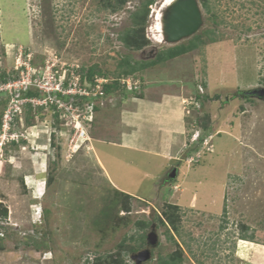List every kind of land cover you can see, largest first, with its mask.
Returning <instances> with one entry per match:
<instances>
[{
    "label": "rangeland",
    "instance_id": "obj_1",
    "mask_svg": "<svg viewBox=\"0 0 264 264\" xmlns=\"http://www.w3.org/2000/svg\"><path fill=\"white\" fill-rule=\"evenodd\" d=\"M197 1L200 29L169 44L154 40L163 0L139 26L133 14L145 0L121 7L117 0H0V74L20 77L29 57L37 71L53 59L58 67L97 65L130 82L139 97L144 72L123 77L119 63L152 59L198 35V49L150 69L146 80L154 93L188 85L192 96L206 84L210 98L185 100L190 137L175 173L163 168L171 162L137 166L138 154L102 144L117 139L118 99L96 102L100 114L84 120L85 136L50 107L26 110L15 130L27 139L7 144L0 159V209L8 210L0 217V264H87L98 257L136 264L132 257L147 249L151 259L143 264L175 252L183 264H264V97L257 94L264 89V0H208L209 12ZM133 28L145 44L140 50L119 40ZM7 96L0 92V100ZM198 131L206 141L193 139ZM177 216L180 236L168 218ZM139 222L146 228L138 230ZM153 231L155 247L129 239ZM251 234L252 242L240 239Z\"/></svg>",
    "mask_w": 264,
    "mask_h": 264
},
{
    "label": "crops",
    "instance_id": "obj_2",
    "mask_svg": "<svg viewBox=\"0 0 264 264\" xmlns=\"http://www.w3.org/2000/svg\"><path fill=\"white\" fill-rule=\"evenodd\" d=\"M149 70L144 71L141 83L143 92L137 94L139 97H134L136 96L134 94L133 97L127 95L125 98L116 96L108 99L112 101L118 99L121 103L120 107L114 110L117 114L115 126L118 127L116 129L118 135L117 139L108 137L109 139L102 141V144L138 154L134 158L137 160V166L145 163H148V166H157L167 161L172 164L163 168H166L165 171L169 169L173 171L181 164L179 160L184 155L183 152L190 137L189 135L187 138L189 114L185 100L192 99L195 95L192 96V90L188 89V85H185L186 87L183 85L184 87H180L178 91L168 90L154 93L151 85L148 84L152 81L146 80ZM98 114L100 112L95 114V119ZM99 158L107 175L106 166L101 161V156Z\"/></svg>",
    "mask_w": 264,
    "mask_h": 264
},
{
    "label": "built area",
    "instance_id": "obj_3",
    "mask_svg": "<svg viewBox=\"0 0 264 264\" xmlns=\"http://www.w3.org/2000/svg\"><path fill=\"white\" fill-rule=\"evenodd\" d=\"M26 61L24 63L26 68L21 70L20 77L0 85V92L6 91L8 94V103L0 126V159L4 157V148L7 144L18 143L21 139H27L15 130L16 123L23 119L26 110L30 112L32 109L50 107L55 112L60 113V118H67L69 121L67 124L74 123L72 129L76 132L75 134L85 136L84 120L93 114L94 104L96 105V102L99 101V96H103V85L108 83V80L104 78H96L95 85L86 79L81 82V76L76 71L79 67H58V62L54 59L46 60L45 67L40 71L31 66V57L27 58ZM122 83L128 85L129 88L131 87L130 82ZM29 90L38 91L43 97L23 96V93ZM200 92L203 93L202 86ZM77 96L91 98V101L80 107L75 99ZM196 105H198L197 101L195 102ZM90 119H92V115ZM197 136L198 132L194 134L193 139H196Z\"/></svg>",
    "mask_w": 264,
    "mask_h": 264
},
{
    "label": "trees",
    "instance_id": "obj_4",
    "mask_svg": "<svg viewBox=\"0 0 264 264\" xmlns=\"http://www.w3.org/2000/svg\"><path fill=\"white\" fill-rule=\"evenodd\" d=\"M128 0H117V3L121 6H123ZM157 0H145V2L143 3V9H141L140 11L136 12L133 14V19H134V24L135 25H141L145 22L147 16H148V12H149V7L152 6ZM201 4L203 6V8L209 12V5H208V0H201ZM114 9V8H113ZM139 28L137 29H131V30H126L123 34H121V36L119 37V40L127 47V48H132V49H136V50H140L145 44L144 41L140 39L139 36ZM203 39L201 36H194L190 42L187 45H177V46H173L170 47L166 50H162L160 51L154 58L149 59V60H141V61H136V62H132L129 58L125 57V59H123L120 63H119V68L123 69V77H129V76H133L136 73L139 72H144L148 69H152L155 68L157 66L166 64L167 62L174 60L175 58H178L180 56H183L187 53H190L196 49H198V46L203 44ZM77 73L80 74L81 76V82H83L85 79L90 82L91 84L95 85V79L96 78H104L108 80V83L103 85V96H99L98 99L99 100H106L109 99L111 97H116V96H122V98L127 97L128 92L126 85L121 84V80L120 77H110L109 74L103 72L97 65L92 66L90 68H85V67H81L78 70H76ZM121 75V74H119ZM10 80H14V76L12 75H7V74H0V85L2 84H6L8 81ZM202 86L206 87V84H202ZM198 87V85H196V88ZM136 88L132 89V90H128L130 91V93L132 94H136ZM23 96H29V97H43L42 94L38 91H32L29 90L26 93H23ZM209 100L210 98L208 96H205L204 93H200L197 89V95L194 97L195 100L199 101V102H204V100L206 99ZM220 97L219 95H216L214 98H212V100H218ZM77 100V105L82 107L84 104L89 103V101H91V98H84V97H76L75 98ZM94 100V99H92ZM8 103V98L4 97L0 100V126L2 125V117H3V113L4 110L7 106ZM99 107L98 105L93 106V113H97ZM29 113L27 115L26 118V124L27 125H31L30 124V119H29ZM94 122V117L93 120ZM92 122V123H93ZM207 134H204V137H206ZM204 137L202 136L199 141L202 142ZM18 145V144H17ZM127 195V194H126ZM128 197L130 195H127ZM169 209H173V210H177L178 207L177 206H173V205H168ZM48 214V211L45 212ZM44 216V215H43ZM0 217L2 219H7L8 217V210L7 208H1L0 209ZM46 218L48 217V215L45 216ZM169 218V224L172 227V230L175 234H177L178 236H180V229L178 226V222H179V217H168ZM163 223V222H162ZM137 229L138 230H143L144 228H146L147 224L145 222H139L136 224ZM248 230V228H246ZM168 237L173 240L174 242V236H172V234L168 231ZM148 235L149 234H139L137 237L136 236H132L129 239L131 241H137L143 244L148 243ZM241 240L244 241H253L254 240V235H243L240 237ZM158 264H183V256L180 252H175L173 254H170L168 256L165 257H159L157 259ZM87 264H109L108 263V259L107 257H98L95 258L94 260H91L87 263ZM112 264H117L116 262H113ZM118 264H126L123 263L122 261Z\"/></svg>",
    "mask_w": 264,
    "mask_h": 264
},
{
    "label": "water",
    "instance_id": "obj_5",
    "mask_svg": "<svg viewBox=\"0 0 264 264\" xmlns=\"http://www.w3.org/2000/svg\"><path fill=\"white\" fill-rule=\"evenodd\" d=\"M202 23V12L197 0H178L164 14L165 41L176 44L192 37L198 32ZM257 94L264 97V89L257 91ZM157 243L158 236L153 231L148 235V244L155 247ZM132 259L136 264H143L151 259V252L148 249L144 250L134 255Z\"/></svg>",
    "mask_w": 264,
    "mask_h": 264
},
{
    "label": "bare ground",
    "instance_id": "obj_6",
    "mask_svg": "<svg viewBox=\"0 0 264 264\" xmlns=\"http://www.w3.org/2000/svg\"><path fill=\"white\" fill-rule=\"evenodd\" d=\"M178 0H163V5L161 11H159L156 17V26L153 28L157 37L154 40L158 43H163L165 41V24H164V14L163 12L175 4ZM153 38V36H152ZM219 71V70H218Z\"/></svg>",
    "mask_w": 264,
    "mask_h": 264
},
{
    "label": "clouds",
    "instance_id": "obj_7",
    "mask_svg": "<svg viewBox=\"0 0 264 264\" xmlns=\"http://www.w3.org/2000/svg\"><path fill=\"white\" fill-rule=\"evenodd\" d=\"M127 90H128V89H127ZM192 99H194V97H192ZM192 99H191V100H192ZM100 101H101V100H100ZM102 101H103V100H102ZM96 105H97V104H96ZM200 134H201V133L198 131V136H197V138H196L195 140L200 139V138H199V137H200ZM203 137H204V136H203ZM207 138H208V137H204L203 140L205 141ZM13 143H14V142H13ZM11 144H12V143H11ZM3 158H4V157H3ZM181 161H182V160H181ZM174 171H176V170H174Z\"/></svg>",
    "mask_w": 264,
    "mask_h": 264
},
{
    "label": "flooded vegetation",
    "instance_id": "obj_8",
    "mask_svg": "<svg viewBox=\"0 0 264 264\" xmlns=\"http://www.w3.org/2000/svg\"><path fill=\"white\" fill-rule=\"evenodd\" d=\"M173 170H176V168H174Z\"/></svg>",
    "mask_w": 264,
    "mask_h": 264
}]
</instances>
